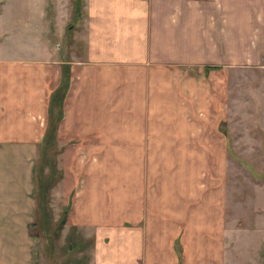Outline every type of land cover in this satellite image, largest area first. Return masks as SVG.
Wrapping results in <instances>:
<instances>
[{"label":"crops","instance_id":"obj_1","mask_svg":"<svg viewBox=\"0 0 264 264\" xmlns=\"http://www.w3.org/2000/svg\"><path fill=\"white\" fill-rule=\"evenodd\" d=\"M84 5L85 23L94 30L89 54L101 61L57 60L49 47L37 55H0V264H39L38 240L29 226L36 212L34 165L64 64L70 77L55 135L76 140L64 154L95 164L99 152H130V260L115 264H224V213L215 207L213 182H204L207 190L199 188L193 176L199 162L190 154L208 151L200 149L203 138L219 136L224 144L219 124L224 86L195 81L190 69L264 65V0H85ZM90 94L93 111L87 106ZM123 119L127 128L120 126ZM170 151L188 152L172 179L164 160ZM11 152L20 153L18 166L8 158ZM70 167L74 171L62 168L60 178L65 204L70 200L67 218L73 200L83 194L78 180L94 174L79 169L81 164ZM190 195L195 206H189ZM107 214L117 218L118 212Z\"/></svg>","mask_w":264,"mask_h":264},{"label":"rangeland","instance_id":"obj_2","mask_svg":"<svg viewBox=\"0 0 264 264\" xmlns=\"http://www.w3.org/2000/svg\"><path fill=\"white\" fill-rule=\"evenodd\" d=\"M74 3L78 6L75 11L72 8ZM84 4L85 0H0V55H37L49 47L54 50L53 57L57 60L88 62L100 58L89 54V35L94 30L88 29L89 25L85 23L87 5ZM71 23L74 26L70 27ZM190 70L195 81L215 80L216 85L219 82L224 86V95L220 93L223 95L220 99L224 103V113L219 122L225 132L224 144L219 136L207 137L208 140L203 138L200 139V149L208 147V151L190 153L193 160L199 162V167L193 172L199 188L204 189V182L212 181L209 190L211 188L215 193V207L224 213V264H264V65L232 64L226 70L211 69L207 72L195 66ZM87 75L86 84L93 91L95 80L89 73ZM178 78L174 75V79ZM182 79H186V72ZM89 96L88 111H93L95 96ZM55 109L56 106L54 112ZM119 123L127 128L128 120L123 119ZM207 124L211 131L213 120ZM68 138L60 136L56 140V167L74 171L70 165L78 167L81 164L79 169L86 168L94 174L90 177L88 172L87 177L83 175L78 180V191L82 189L83 194L73 200L70 217L80 220L81 224L77 222L74 227L69 217L57 230V219L65 205L66 187L60 184L59 179L50 188L44 215L35 212L33 221L36 224L30 226V232L39 244L38 262L115 264L118 260L129 261L132 226L130 152H99V160L95 164L88 163V159L84 161L82 156L69 160L70 152L64 154V150L74 147L76 140L67 142ZM219 146L223 149L217 150ZM212 147L215 151L210 150ZM19 156V152H11L8 158L18 166ZM40 156L39 148L36 161ZM187 158L188 152H167L164 160L171 179L176 174L178 162L184 164ZM172 161L174 165L171 167ZM148 167L153 174V165ZM47 171L45 165V175ZM189 199V206H195L196 198L190 195ZM116 210L117 218L115 214H107ZM42 217L47 222V233L40 227L39 219ZM110 217L113 220L115 217L117 222L112 223ZM69 233L77 243L67 250Z\"/></svg>","mask_w":264,"mask_h":264},{"label":"trees","instance_id":"obj_3","mask_svg":"<svg viewBox=\"0 0 264 264\" xmlns=\"http://www.w3.org/2000/svg\"><path fill=\"white\" fill-rule=\"evenodd\" d=\"M73 10H77V4H73ZM74 26L72 23L70 27ZM69 68L68 64L62 65L61 79L57 88L50 94L49 103H48V119L45 126L44 133L40 140V159L35 162L34 172H35V196H36V212L45 213V206L49 198L50 188L61 178L62 171L60 168L56 167V158H55V149L56 147V128L60 118L62 117V97L65 94V91L69 82ZM56 106L55 112L54 107ZM52 154H49L51 153ZM47 165L48 171L46 175L44 174V166ZM70 208V200L64 205L62 212L60 213L57 219V230L62 228L67 220L68 211ZM38 223V222H37ZM40 227L42 231L47 233V222L45 217L39 219ZM38 223V224H39ZM36 221H32L29 226L35 225ZM73 227L75 224L72 225ZM33 235V234H32ZM67 250L73 248L74 244L77 242L73 241L71 233L67 236Z\"/></svg>","mask_w":264,"mask_h":264}]
</instances>
